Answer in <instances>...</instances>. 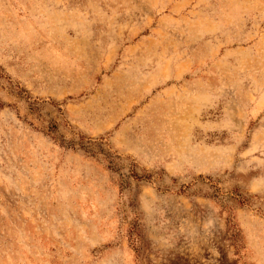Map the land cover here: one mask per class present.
I'll use <instances>...</instances> for the list:
<instances>
[{
  "label": "rangeland",
  "instance_id": "rangeland-1",
  "mask_svg": "<svg viewBox=\"0 0 264 264\" xmlns=\"http://www.w3.org/2000/svg\"><path fill=\"white\" fill-rule=\"evenodd\" d=\"M0 264H264V0H0Z\"/></svg>",
  "mask_w": 264,
  "mask_h": 264
},
{
  "label": "trees",
  "instance_id": "trees-1",
  "mask_svg": "<svg viewBox=\"0 0 264 264\" xmlns=\"http://www.w3.org/2000/svg\"><path fill=\"white\" fill-rule=\"evenodd\" d=\"M135 177H137V176H135ZM227 220H228V223H229V227L233 231V238L235 239V241H237V239H238L237 228H236L235 224L232 222V220L230 218H227Z\"/></svg>",
  "mask_w": 264,
  "mask_h": 264
}]
</instances>
